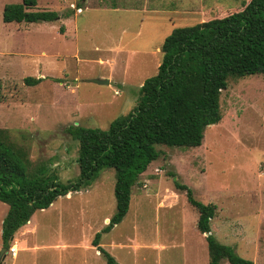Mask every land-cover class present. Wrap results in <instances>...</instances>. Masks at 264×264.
Returning a JSON list of instances; mask_svg holds the SVG:
<instances>
[{"label": "rangeland", "instance_id": "374dc122", "mask_svg": "<svg viewBox=\"0 0 264 264\" xmlns=\"http://www.w3.org/2000/svg\"><path fill=\"white\" fill-rule=\"evenodd\" d=\"M21 1L0 0V127L27 148L33 162L54 168L62 182L73 180L79 171L78 144L67 127L106 129L111 120L135 106L137 90L157 72L161 43L174 27L223 16L243 2L89 0L91 7L76 16L85 25L77 56L73 19H68L70 39L56 31L63 15L75 11L77 0H37L36 10L59 13L53 21L4 22V5ZM118 41L123 48L113 55L115 66L95 61L98 56H111L98 53L96 44L108 48ZM44 71L53 75L33 86L23 82L24 77ZM103 75L109 84L84 81ZM220 108L221 120L205 128L200 146H158L159 157L132 187L127 214L102 230L103 249L117 263L208 264L205 234L197 228L198 213L185 192L174 186L175 178L197 200L216 205L210 226L221 243L264 264V75L228 78ZM114 184V169L104 168L86 190L71 192L68 199L61 196L53 206L36 211L32 216L39 226L36 238H19L18 231V243L11 240L17 256L7 254L2 264H106L105 257L95 255L96 247L90 246L96 232L108 223L105 217L115 213ZM7 209L0 201V230ZM57 239L72 240L77 246L60 252L42 249L43 242L53 244Z\"/></svg>", "mask_w": 264, "mask_h": 264}, {"label": "trees", "instance_id": "16d2710c", "mask_svg": "<svg viewBox=\"0 0 264 264\" xmlns=\"http://www.w3.org/2000/svg\"><path fill=\"white\" fill-rule=\"evenodd\" d=\"M36 4L37 0L5 4L2 19L34 23L57 18L56 11L36 10ZM160 52L157 72L138 88L132 110L111 120L106 129L75 124L67 127L66 132L78 144L79 171L73 180L62 182L50 165L33 162L27 148L0 127V201L8 205L1 222L3 247H10L17 230L36 211L68 193L86 190L104 168L115 171L116 210L102 230L118 224L128 212L132 187L159 157L158 146H200L205 128L221 120L220 95L228 78L264 75V0H243L223 16L174 27L164 37ZM42 80L24 78L26 85ZM173 183L197 211L198 230L208 233V264L224 260L229 264H256L211 232L215 204L197 200L192 190L175 178ZM102 230L93 237V245ZM102 254L108 264H118L105 250Z\"/></svg>", "mask_w": 264, "mask_h": 264}, {"label": "crops", "instance_id": "0c3cea01", "mask_svg": "<svg viewBox=\"0 0 264 264\" xmlns=\"http://www.w3.org/2000/svg\"><path fill=\"white\" fill-rule=\"evenodd\" d=\"M79 3V0H77V2H76V5H75V7L73 8V10H75L74 12L73 11H67L63 16L65 17V19L63 20V23H62V25H58L59 26V29H56V31H57V36H60V37H62V38H64V39H70L72 36L70 35V33H69V31H68V19H73V32H74V41H75V46H76V51H75V54L77 55V56H80V53H81V47L83 46L82 45V43L79 41L80 40V33H81V31L82 30H84L85 29V25L81 22V21H79V20H77V18H76V16L78 15V14H80V13H82L83 12V10H84V8H86V6H88V7H91L90 6V2H89V0L87 1V0H83V1H80V4H78ZM97 6H100V5H97ZM104 7H110V6H113V8H117V7H119V6H115V4H111L110 6H106V5H103ZM62 16V17H63ZM59 18V13H58V16H57V19ZM143 20H145L144 18H142ZM141 20V19H140ZM45 22H47V21H45ZM124 31H125V28H124V26L122 27V32L124 33ZM114 45H112V47L111 46H109L108 48H104L103 46H102V44H96V46H94V49L95 50H97L98 51V53H106V54H108V55H111L110 57H106L105 59H104V57L103 56H98V58L96 57V56H94V57H96L95 58V61L97 62V61H100V62H106V63H109L110 65H112V66H115V64H113L114 63V61H115V59H116V56L118 55V54H120V52H121V50H122V48H123V42H120L119 43V41L117 42V44H116V46L115 47H113ZM140 47H142V46H140ZM41 54H46V52L44 51V50H42L41 51ZM116 55V56H113V55ZM55 55V54H54ZM57 56H60V58H63L61 55H58V54H56ZM55 55V56H56ZM103 59H104V61H103ZM101 65V64H100ZM159 66V65H158ZM77 69H78V67H77ZM108 70L107 71H109V73H111V69L110 68H107ZM38 70H42L43 71V67L41 66V65H39V68H38ZM43 73H46V75H44ZM43 73H41V74H38V75H36L35 77H42L43 79L46 77V76H50V75H53V74H48L46 71H44ZM59 74V73H58ZM39 75H41V76H39ZM112 75V74H111ZM29 76H31V75H29ZM29 76H26V77H29ZM74 76H79V74L78 73H76ZM31 77H34V76H31ZM77 77H76V79H77ZM25 78V77H24ZM97 78H101V79H108V78H105V75H103V76H101V77H97ZM75 79V80H76ZM89 79H92V78H87L86 80H84V81H86V82H91ZM108 81H109V79H108ZM23 82H24V79H23ZM58 82L59 83H61L62 81L59 79L58 80ZM40 83V82H39ZM39 83H37V84H39ZM92 83H94V82H92ZM95 84H97V83H95ZM108 84H109V82H108ZM36 85V84H35ZM98 85H103V84H98ZM28 86H33V85H28ZM69 194V193H68ZM64 197H66L67 199L69 198V197H67V195H65ZM54 205V203L53 204H51L49 207H51V206H53ZM8 210V209H7ZM6 214H4V216H5ZM34 215V214H33ZM32 215V216H33ZM4 216H3V218H4ZM32 216H31V218L28 220V221H30V223H28V221L26 222V224H24L22 227H20L18 230H17V232L19 231V238H21V237H26V238H36L35 236L38 234V231H39V226H38V224H37V222H35V220L32 218ZM105 221L106 222H109V217H105ZM108 224V223H107ZM106 225V224H105ZM102 230V229H101ZM17 232H16V234L14 235V237L12 238V240H17V243H18V237L16 236L17 235ZM98 232H100V231H97L96 233H98ZM30 234V235H29ZM0 239H1V230H0ZM44 239H41L40 241H43ZM72 240H68V241H64V240H62V239H57V241H55L53 244H48V243H45V242H43V244L41 245V247H42V249L43 250H47V249H50V248H53L54 250H58L59 252L60 251H62V250H67V249H69V248H76L75 246H77V245H75L76 244V242L75 243H73V242H71ZM93 239H92V244H91V246H90V248L92 247V248H94V247H96V248H94V251H95V255H102V256H104L103 254H102V251L104 250L103 249V247H104V243H101L100 242V239L98 240V242H97V244L96 245H93ZM33 244V243H32ZM35 246H39V245H34L33 247H35ZM3 247V245H2V240H0V250H1V248ZM10 248V247H9ZM9 248L7 249V251L4 253V255H3V257L1 258V260H0V264H2L3 263V261L6 259V257H7V254H10V252H9ZM84 249V248H83ZM86 249H89L88 247H86ZM17 250H18V248H17ZM97 251H99V253L97 252ZM12 256V255H11ZM17 256V251H16V254H15V256H13V257H16ZM114 258V257H113ZM115 259V258H114ZM62 260V259H61ZM105 260H106V258H105ZM116 260V259H115ZM106 262V264H108L107 263V260L105 261ZM117 262V261H116ZM119 264V263H118Z\"/></svg>", "mask_w": 264, "mask_h": 264}, {"label": "water", "instance_id": "95a60500", "mask_svg": "<svg viewBox=\"0 0 264 264\" xmlns=\"http://www.w3.org/2000/svg\"><path fill=\"white\" fill-rule=\"evenodd\" d=\"M91 82H94V83H97V84H108V79H101V78H92V79H89ZM208 234V233H205V235ZM7 251V249L5 247H2L1 248V251H0V260L1 258L3 257L4 253Z\"/></svg>", "mask_w": 264, "mask_h": 264}, {"label": "built area", "instance_id": "2783aa9c", "mask_svg": "<svg viewBox=\"0 0 264 264\" xmlns=\"http://www.w3.org/2000/svg\"><path fill=\"white\" fill-rule=\"evenodd\" d=\"M16 249H15V247L14 246H10V248H9V252H10V254L12 255V256H15V254H16Z\"/></svg>", "mask_w": 264, "mask_h": 264}, {"label": "bare ground", "instance_id": "6f19581e", "mask_svg": "<svg viewBox=\"0 0 264 264\" xmlns=\"http://www.w3.org/2000/svg\"><path fill=\"white\" fill-rule=\"evenodd\" d=\"M15 249L17 250V247L15 246Z\"/></svg>", "mask_w": 264, "mask_h": 264}]
</instances>
